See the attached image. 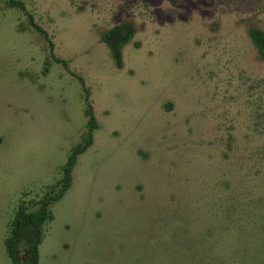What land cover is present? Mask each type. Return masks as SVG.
Returning a JSON list of instances; mask_svg holds the SVG:
<instances>
[{
	"label": "rangeland",
	"instance_id": "374dc122",
	"mask_svg": "<svg viewBox=\"0 0 264 264\" xmlns=\"http://www.w3.org/2000/svg\"><path fill=\"white\" fill-rule=\"evenodd\" d=\"M15 1L0 0V264L19 209L61 191L89 108L94 144L39 264H264V0ZM121 24L119 66L102 35Z\"/></svg>",
	"mask_w": 264,
	"mask_h": 264
},
{
	"label": "trees",
	"instance_id": "16d2710c",
	"mask_svg": "<svg viewBox=\"0 0 264 264\" xmlns=\"http://www.w3.org/2000/svg\"><path fill=\"white\" fill-rule=\"evenodd\" d=\"M7 6L10 8H18L26 11V7L22 2L15 0H6ZM31 25L40 34H42L51 49L54 46L50 37L45 30L36 25L35 20L29 15ZM252 40L258 50L261 59L264 60V32L252 30ZM134 37L133 28L126 24H121L102 35L103 41L109 46L113 59L120 66L123 60V47L128 44ZM52 57L58 64H67L64 61ZM82 80V79H81ZM87 105L89 102L87 100ZM89 122L88 131L83 144H79L70 155L69 161L64 168V179L62 181V189L56 195H49L42 203L39 210L29 213L25 208L21 207L11 225V234L6 239V248L9 258L13 264H39V247L43 241L44 225L48 220H53L50 213V207L56 202L61 201L72 185V174L77 163L78 157L85 153L94 144V132L98 128V122L92 108L88 109ZM23 248L24 254L21 255L20 248Z\"/></svg>",
	"mask_w": 264,
	"mask_h": 264
}]
</instances>
